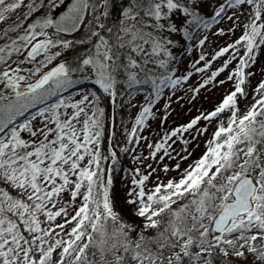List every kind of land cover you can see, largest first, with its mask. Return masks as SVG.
<instances>
[{
    "label": "snow or ice",
    "instance_id": "6c2138e0",
    "mask_svg": "<svg viewBox=\"0 0 264 264\" xmlns=\"http://www.w3.org/2000/svg\"><path fill=\"white\" fill-rule=\"evenodd\" d=\"M261 55L264 0H0V264H264ZM217 83L212 110L142 135Z\"/></svg>",
    "mask_w": 264,
    "mask_h": 264
},
{
    "label": "rangeland",
    "instance_id": "374dc122",
    "mask_svg": "<svg viewBox=\"0 0 264 264\" xmlns=\"http://www.w3.org/2000/svg\"><path fill=\"white\" fill-rule=\"evenodd\" d=\"M210 39L211 43L207 46L209 52H211L212 49H215L218 46L224 45L229 40L228 37H210ZM197 56L198 52H193L191 56L185 58L183 65L181 66V70L190 65L193 59ZM219 66L220 61H214L212 70L215 71L216 68ZM251 71L255 73V76L252 78V83L253 85H255L258 80L264 78V55H261V57L253 66ZM225 78V74H221V76L218 77V79ZM198 82H202V76L201 74H194L190 81L186 85H184V87L185 89H187L190 85H195ZM231 87V83H226L223 86L217 83L215 87L209 85L207 88L201 89L198 95L194 93H185L184 91L178 92L177 96H174L172 98V105L168 109L169 115L166 121L161 119L162 115L164 114L163 105L165 103L164 100H161L157 105V108L159 110L156 111V119H150L148 121L150 127L146 128L143 131L142 135L147 136L150 142L153 140H159L164 132L170 131L171 129L179 127L180 125L188 123L191 119H193L195 116L199 115L203 111L212 110L216 106V104L221 101L225 92L230 90ZM192 95H195L196 98L190 99V96ZM179 97H183V99L181 100L180 104H177V102L180 100ZM140 99L142 102V97ZM249 99H251V95L249 96ZM241 104L243 105V100L241 101ZM135 111V109L132 110V116H129L127 113H125L122 117H118V120L122 118L126 122L130 121L134 117ZM206 123L207 122L205 121H201L200 127L205 126ZM128 126H131L130 123L128 124ZM211 131L212 128L210 127L209 132ZM195 135V129L190 130V133H183V138L190 141L187 148L188 151L192 153V156L189 158V161L182 162V167H186L192 159L197 158L203 151L204 141L206 140V137H199L198 139L193 140V136ZM173 139L176 140V143L173 144L172 147L176 150V152H180L181 149L184 147L183 143L179 138ZM197 145L199 146L197 147ZM136 152H142L145 156L148 154L146 147H144L143 141H141V146L136 148ZM176 152H173V155H175ZM163 163H166L169 166H173L175 164V161L165 158ZM122 165L125 168H131L134 166L132 163L131 154L126 157L122 156ZM153 166H155V163H153ZM113 178V194L117 197L118 204L122 205L125 193L124 184L127 183V179L125 175L119 171L113 173Z\"/></svg>",
    "mask_w": 264,
    "mask_h": 264
},
{
    "label": "trees",
    "instance_id": "16d2710c",
    "mask_svg": "<svg viewBox=\"0 0 264 264\" xmlns=\"http://www.w3.org/2000/svg\"><path fill=\"white\" fill-rule=\"evenodd\" d=\"M181 100H182V99H180V100L177 102V104H180ZM171 105H172V103H171Z\"/></svg>",
    "mask_w": 264,
    "mask_h": 264
}]
</instances>
